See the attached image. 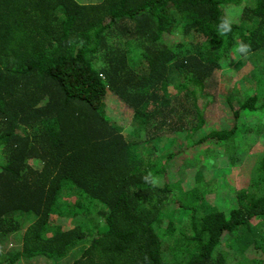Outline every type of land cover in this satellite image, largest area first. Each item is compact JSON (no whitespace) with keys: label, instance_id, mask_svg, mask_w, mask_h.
<instances>
[{"label":"trees","instance_id":"obj_1","mask_svg":"<svg viewBox=\"0 0 264 264\" xmlns=\"http://www.w3.org/2000/svg\"><path fill=\"white\" fill-rule=\"evenodd\" d=\"M239 3L0 0V223L20 231L8 250L0 228V264H228L231 256L264 264V154L248 185L230 194L228 212L197 196L174 198L182 179L151 182L180 173L173 143L204 161L209 150L196 149L209 140L233 161L240 143L264 129L250 118L264 111V0L248 1L235 20L225 7ZM221 18L231 21L227 35L218 32ZM175 33L184 41L167 40ZM240 42L251 44L247 56L235 50ZM231 53L252 65L245 97L217 80ZM109 94L131 109L133 129L110 120ZM222 98L231 119L195 140ZM142 135L147 151L158 144L147 156L137 153ZM152 155L164 163L153 172Z\"/></svg>","mask_w":264,"mask_h":264},{"label":"rangeland","instance_id":"obj_2","mask_svg":"<svg viewBox=\"0 0 264 264\" xmlns=\"http://www.w3.org/2000/svg\"><path fill=\"white\" fill-rule=\"evenodd\" d=\"M81 2H89L92 0H78ZM240 3L238 5H228L225 7V13L235 20L240 18V13H242V7L249 1L252 2L253 0H239ZM234 21V20H233ZM167 40H171L172 44L176 43L177 41H184L183 36L180 34H172L171 37L167 36ZM138 43H133L135 46V50H139L137 48ZM137 53V52H136ZM138 56V55H137ZM142 58L141 56H138ZM139 58V59H140ZM230 59H233V63H229V61H224L223 69L217 74L218 81L222 87H228L233 85V89L236 91L240 88H243V92L249 87L248 82L246 81V77L243 76L252 68V65H242L241 58L237 53H231ZM137 59V57H136ZM144 59V58H142ZM138 60V59H137ZM137 60H135L137 62ZM240 61V62H239ZM144 65L148 67V62L144 61ZM138 66V65H136ZM175 74L172 75L170 78L171 81ZM185 80V79H184ZM178 84L183 82V76H178L177 79ZM172 90V87H171ZM206 92L208 94H212L213 90L208 87ZM175 94L178 93V90H175ZM173 94V95H175ZM250 92H244L243 96L249 95ZM207 102V99H201L200 103L204 104ZM216 111H213L210 107H208V121L204 125L203 128L200 129L196 135L193 136L195 140L199 137H203L214 130L216 127L220 125H225L224 119H231L230 112H229V105L224 98L220 99L215 104ZM211 110L212 112H209ZM107 111L109 116L111 117V121H117L119 124H124L125 128L124 131H129L134 128L137 124V120L133 118V114L131 109H129L120 99H118L115 95L109 94L107 96ZM219 114V116H218ZM251 121L253 123H258L263 121L264 123V111L258 110L256 114H252L250 116ZM188 119H191L188 118ZM168 126H166V131L163 137L171 138L172 135H169L167 132ZM141 143L139 144L137 153L141 154H149L153 153L154 149L157 150V146L153 147L151 150L147 151L148 144L144 142L146 139L145 135L141 136ZM166 140V139H165ZM164 140V141H165ZM162 142L161 144L165 143ZM240 143V141H238ZM242 144L239 147L238 154L233 158V161L228 159V155H225L226 152L224 151V146H216L213 143H210L209 140H206L205 144L200 145L196 150H200L203 148V153L205 150H209L208 154H210V158L205 159L204 161L201 160L202 157H196L195 159L193 156H189L190 149L186 146L182 147L178 143H173L169 148L172 150L174 156L173 159V167L178 169L180 173H169L167 170L166 173H159L156 174L154 177L157 180L156 185L163 186L164 183L167 181L174 182V184L182 179L180 182V186H174L175 193L174 198L178 195L188 196L190 200L193 202V198L196 196L199 199H203L207 202V204L216 205L218 208H223L225 210H229L231 204L229 196L232 194L235 189L241 188L243 186H247L249 183V174L251 169L255 165L257 159L264 154V129L261 133L253 134L247 142H241ZM160 145V144H159ZM214 150L218 156L215 160L212 157L211 151ZM178 152V153H177ZM157 153V152H156ZM155 153V155H156ZM203 153L200 156H203ZM147 156V155H146ZM165 156V155H164ZM150 159H153V167L151 172L155 171L157 168H161L164 163H161L155 156H149ZM194 159V160H193ZM164 161V159H162ZM193 160V161H192ZM165 162V161H164ZM201 169V178H198V170ZM185 187V188H184ZM195 189V191H193ZM196 199V198H195ZM169 206H176L173 200H168ZM235 204L234 202H231ZM168 217L170 219H175L174 222L177 223L179 221L178 213L176 214V210L173 212L172 209L169 211ZM183 215V213H181ZM32 217V214H31ZM65 218V217H64ZM263 220H258L256 218L253 220V224L261 223ZM15 226L13 229H16ZM0 228L3 229L1 234L4 235L5 242L4 245H7V249H11L16 246V239H19V236H11L15 233H20L17 231L13 234H8L12 232L8 226L5 224L0 223ZM6 233V234H4ZM257 233V232H256ZM87 244L86 242L78 243L74 248H72L70 254L66 257V260H72L77 258L80 255L81 249L84 245ZM246 254H248L249 258H258L259 254L254 253L253 251L246 250ZM262 257L264 258V254L261 253ZM68 258V259H67ZM232 260H228V264H235L237 259L232 257ZM36 261L44 262L47 264L46 260L41 257V260L38 257L32 258H22L23 264H35Z\"/></svg>","mask_w":264,"mask_h":264},{"label":"clouds","instance_id":"obj_3","mask_svg":"<svg viewBox=\"0 0 264 264\" xmlns=\"http://www.w3.org/2000/svg\"><path fill=\"white\" fill-rule=\"evenodd\" d=\"M231 21L225 18H221L219 24H218V32L220 35H227L228 33L231 32ZM238 53L247 56L250 51H251V44L250 43H244V42H240L236 45V49H235ZM149 176H151V173H149ZM145 179L147 180L148 177H145ZM153 183V185H155L157 183V180L154 178L151 181Z\"/></svg>","mask_w":264,"mask_h":264}]
</instances>
